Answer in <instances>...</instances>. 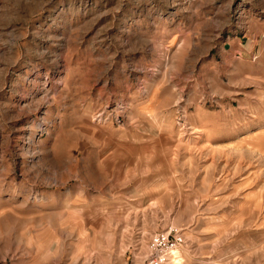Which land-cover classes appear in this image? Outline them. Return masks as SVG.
<instances>
[{
    "label": "rangeland",
    "instance_id": "rangeland-1",
    "mask_svg": "<svg viewBox=\"0 0 264 264\" xmlns=\"http://www.w3.org/2000/svg\"><path fill=\"white\" fill-rule=\"evenodd\" d=\"M168 231L166 264H264V0H0V264Z\"/></svg>",
    "mask_w": 264,
    "mask_h": 264
},
{
    "label": "built area",
    "instance_id": "built-area-1",
    "mask_svg": "<svg viewBox=\"0 0 264 264\" xmlns=\"http://www.w3.org/2000/svg\"><path fill=\"white\" fill-rule=\"evenodd\" d=\"M183 237L178 232L171 231L158 233L152 240V256L150 264H166L170 260L172 251L181 245Z\"/></svg>",
    "mask_w": 264,
    "mask_h": 264
},
{
    "label": "crops",
    "instance_id": "crops-1",
    "mask_svg": "<svg viewBox=\"0 0 264 264\" xmlns=\"http://www.w3.org/2000/svg\"><path fill=\"white\" fill-rule=\"evenodd\" d=\"M234 43H235L234 47H235L236 51L240 53V58L241 59H245L246 56L252 55L253 53L256 52V44H255V41L252 42V44L249 47H245L244 46V44H243V38L239 39V45L236 44L237 43V40H234ZM237 47L239 49H237Z\"/></svg>",
    "mask_w": 264,
    "mask_h": 264
},
{
    "label": "bare ground",
    "instance_id": "bare-ground-1",
    "mask_svg": "<svg viewBox=\"0 0 264 264\" xmlns=\"http://www.w3.org/2000/svg\"><path fill=\"white\" fill-rule=\"evenodd\" d=\"M175 252V251H174Z\"/></svg>",
    "mask_w": 264,
    "mask_h": 264
}]
</instances>
